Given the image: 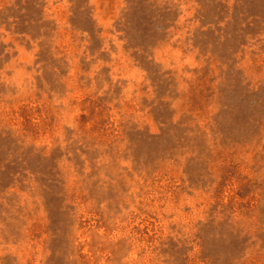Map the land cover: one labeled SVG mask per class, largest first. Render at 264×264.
<instances>
[{
    "label": "rangeland",
    "instance_id": "rangeland-1",
    "mask_svg": "<svg viewBox=\"0 0 264 264\" xmlns=\"http://www.w3.org/2000/svg\"><path fill=\"white\" fill-rule=\"evenodd\" d=\"M0 264H264V0H0Z\"/></svg>",
    "mask_w": 264,
    "mask_h": 264
}]
</instances>
